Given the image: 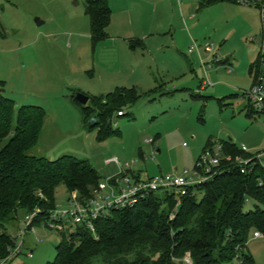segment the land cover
I'll use <instances>...</instances> for the list:
<instances>
[{"label":"rangeland","instance_id":"1","mask_svg":"<svg viewBox=\"0 0 264 264\" xmlns=\"http://www.w3.org/2000/svg\"><path fill=\"white\" fill-rule=\"evenodd\" d=\"M108 4L109 37L93 48L83 0H0L3 94L16 108L31 105L45 112L31 154L49 160L61 154L88 160L100 175L104 162L117 159L134 171L145 173L149 167L156 177L160 172L191 173L208 142L231 141L250 154L264 150V115L246 118L247 103L241 98L251 88L248 69L264 55L259 9L222 3L199 10L197 0H183V15L195 17L185 28L175 0H108ZM127 36L125 42L115 39ZM147 67L155 76L148 85L141 83ZM121 81L141 83L136 89L139 98L122 108L125 116L114 113L112 127L120 136L100 142L97 131L89 130L94 118L86 120L82 113L91 102L82 105L75 94L99 97L122 88ZM157 135L160 154L145 143ZM251 143L256 147H249ZM67 200L65 187L58 186L55 208L69 209ZM26 215L18 212L7 229L19 252L6 264L52 262L62 232L68 235L73 228L69 224L57 232L37 226L21 238ZM252 238L247 244L252 264H264V237Z\"/></svg>","mask_w":264,"mask_h":264},{"label":"trees","instance_id":"2","mask_svg":"<svg viewBox=\"0 0 264 264\" xmlns=\"http://www.w3.org/2000/svg\"><path fill=\"white\" fill-rule=\"evenodd\" d=\"M83 1L95 48L108 38L111 9L107 0ZM225 2L231 1L197 0L199 10ZM261 23L264 43V18ZM3 37L0 20V39ZM260 58L251 65L255 75ZM3 87L0 81V144L5 141L0 148V263L3 260L6 264L18 255L12 257L15 246L7 233L18 212L26 215L38 210L31 226H41L56 209L58 186L65 187L68 200L75 195L85 204L102 178L88 160L70 155L49 160L31 154L37 147L45 112L31 105L16 108L14 101L4 96ZM88 98L91 107L82 108L83 117L94 118L89 130L95 129L98 141L103 142L120 136L117 128L113 130L112 117L139 95L133 87ZM245 111L248 119L264 115V109L258 112L248 104ZM218 144L224 156L218 173L202 185L190 187L178 204L174 189L163 190L139 198L130 208L108 209L92 221L93 233L84 223L71 224L73 230L68 235L62 232L55 257L47 264H185L184 259L191 264H252L247 249L250 236L258 233L264 237V167L261 160L253 158L261 152H244L230 141ZM213 146L208 142L204 151ZM237 157L253 158L244 173L242 165L235 162ZM247 203L251 208L245 210ZM22 233L23 238L31 232L23 228Z\"/></svg>","mask_w":264,"mask_h":264},{"label":"built area","instance_id":"3","mask_svg":"<svg viewBox=\"0 0 264 264\" xmlns=\"http://www.w3.org/2000/svg\"><path fill=\"white\" fill-rule=\"evenodd\" d=\"M232 3L239 5H246L252 7H258L261 12V18H264V0H230ZM192 50L196 49V45L191 47ZM208 48L205 51L208 52ZM241 98L246 101V103L253 107L258 112L264 109V55H261L259 60V66L256 71L254 84L249 91L242 93ZM123 112L119 111L116 113L117 117L123 116ZM116 126V124L114 125ZM115 128V127H114ZM153 145V140L149 141ZM241 150L247 152L245 147H241ZM224 156L222 155V147L220 144L215 143L211 149H207L198 158L194 170L189 173L184 172L183 175H159L152 178L136 179L134 183L131 184V175H125L123 181L126 184V188H120L116 195L109 190V185L107 183H100L98 190L93 192L92 198H90L85 204L77 201L75 195H72L67 201L70 208L66 210L54 209L48 213L47 219L41 223L46 229L62 231L68 224L78 225L86 224L87 228L93 233L92 221L103 216L107 213L110 208L115 209H125L130 208L135 205L139 198L149 195L153 192L174 189L178 195V202L180 197L186 195L190 187H196L202 185L203 183L210 180L213 176L218 173V168L220 161ZM253 158L261 160V165L264 167V151L258 153ZM253 158L242 159L237 157L235 162L242 165L241 173H244L245 166L248 165ZM226 159H229V157ZM108 162H114L118 164L117 159H113ZM121 172L125 170H130V165L126 164L121 166ZM134 176V174H133ZM117 183V181H116ZM38 214V210L27 214L23 220L24 231L29 230L34 233V229L31 224ZM172 217V216H171ZM23 235V233H22ZM254 238H259L258 233L253 234ZM22 238V237H21ZM94 238H96L94 236ZM19 252V247L15 248L12 252V256ZM30 257V255H28ZM185 264H191L188 259H184ZM0 264H4L2 261Z\"/></svg>","mask_w":264,"mask_h":264},{"label":"crops","instance_id":"4","mask_svg":"<svg viewBox=\"0 0 264 264\" xmlns=\"http://www.w3.org/2000/svg\"><path fill=\"white\" fill-rule=\"evenodd\" d=\"M108 1V0H107ZM225 3H227V2H225ZM231 3V2H230ZM175 6L176 7H178V9H179V14H180V20H182L181 22L183 23V25L185 26V28H186V25H187V23L188 22H192V20H194V18L195 17H185L184 15H183V10H182V8H183V0H175ZM198 4V3H197ZM222 3H219V4H216V5H213V6H217V5H221ZM233 4H235V3H233ZM109 5V4H108ZM213 6H210V7H213ZM210 7H207V8H210ZM207 8H204V9H207ZM257 9V8H256ZM203 10V9H202ZM112 13V12H111ZM109 26H110V24H109ZM109 28V27H108ZM107 28V29H108ZM108 34V33H107ZM133 35H135V34H133ZM133 35H131V36H129V37H132L133 38ZM109 37V36H108ZM115 39H122L124 42L125 41H128V39H130V38H128V36L126 37V38H115ZM199 49V48H198ZM197 53H199V50H197L196 51ZM144 56V58H146L145 56H146V54H144V55H142V57ZM149 57H150V55H149ZM135 63V62H134ZM252 65V64H251ZM147 66V65H146ZM145 66V67H146ZM151 67H147V69H146V71H145V73H146V78H143L142 79V81H141V83L142 84H152V83H154L155 82V76H154V74L151 72V69H150ZM155 71H156V73H158V68H157V66H156V68H155ZM248 77H249V79H250V86L252 87V85L254 84V79H255V70H251V66H250V68L248 69ZM138 81H140V80H138ZM121 85L123 86L122 88H129V87H134L135 89H137L138 87H139V85H141V83L139 84V82H132V83H127V82H122L121 81ZM206 82H204V84H205ZM116 89H118L117 87H116ZM89 97V96H88ZM234 97H237V95H235ZM229 98V97H228ZM226 98H223V100H225ZM243 100V99H242ZM220 105H222V104H228V103H226L225 101H221V100H218L217 101ZM245 108H246V104H244V107H243V109H244V113L246 112L245 111ZM125 116V115H124ZM117 117V116H116ZM122 117V116H121ZM203 121V120H202ZM203 123H204V121H203ZM119 137V136H118ZM160 138V136L159 135H157L156 137H155V140H153V145L149 142V141H146L145 143L147 144V145H151L153 148V151H156V153H158V154H160L161 153V150H160V147H159V149H157L158 148V146H156V143H155V141L157 140V139H159ZM231 142V141H230ZM255 144L254 143H251L250 144V146L249 147H251V148H254V147H256V146H254ZM160 146H161V144H160ZM156 147V148H155ZM242 147H244V146H242ZM155 148V149H154ZM247 150V149H246ZM140 154H141V152H140ZM61 155H63V154H61ZM47 157V156H46ZM58 158V157H57ZM47 159H52L51 157H47ZM110 161V160H109ZM118 161V160H117ZM107 162V161H106ZM106 162H104L103 164H104V166L102 165V168H100V171H102V172H104V178H103V175H100L99 173V175L101 176V178L102 179H110V180H107L106 181V183L109 185V190L113 193V195H116L118 192H119V189L120 188H123V189H125L126 188V186H124V181H122L121 182V180H123L124 179V177H125V175H124V172H121V165L118 163V164H116V163H114V162H108V163H106ZM159 167V166H158ZM148 170H149V167H146L145 168V173L144 172H142L141 170H139V169H137L136 171H134V170H132V168H131V171H128V173H126L127 175H131V179H132V181H131V184L132 183H134L135 181H136V179H144V178H152V176L153 175H155V174H152V173H149L148 172ZM151 170V169H150ZM97 171V170H96ZM118 174V175H117ZM133 174H134V176H133ZM160 175H161V172H160ZM111 181H115V183H113V184H111ZM116 181H117V183H116ZM31 252L32 251H30V253H29V255L31 256Z\"/></svg>","mask_w":264,"mask_h":264},{"label":"water","instance_id":"5","mask_svg":"<svg viewBox=\"0 0 264 264\" xmlns=\"http://www.w3.org/2000/svg\"><path fill=\"white\" fill-rule=\"evenodd\" d=\"M36 24L39 26V25H41L42 23H41L40 21L36 20ZM75 99H76V101H78V102H79L80 104H82V105H85V104L88 102V100H89V98H88L87 96H85V95H83V94H81V93H76V94H75ZM91 122L94 123L95 120L92 119Z\"/></svg>","mask_w":264,"mask_h":264}]
</instances>
